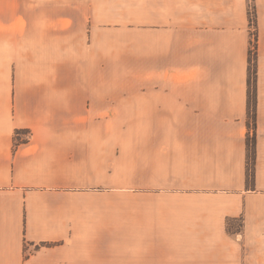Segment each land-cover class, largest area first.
<instances>
[{"label":"crops","instance_id":"0c3cea01","mask_svg":"<svg viewBox=\"0 0 264 264\" xmlns=\"http://www.w3.org/2000/svg\"><path fill=\"white\" fill-rule=\"evenodd\" d=\"M250 4L0 0V264H264Z\"/></svg>","mask_w":264,"mask_h":264},{"label":"trees","instance_id":"16d2710c","mask_svg":"<svg viewBox=\"0 0 264 264\" xmlns=\"http://www.w3.org/2000/svg\"><path fill=\"white\" fill-rule=\"evenodd\" d=\"M252 2L254 0H251ZM256 61L254 57L251 56L250 68H249V90H248V113L250 118V125H256ZM18 131L17 133H19ZM247 181L249 186H254L255 184V162H256V135L248 134L247 136Z\"/></svg>","mask_w":264,"mask_h":264},{"label":"rangeland","instance_id":"374dc122","mask_svg":"<svg viewBox=\"0 0 264 264\" xmlns=\"http://www.w3.org/2000/svg\"><path fill=\"white\" fill-rule=\"evenodd\" d=\"M252 4H250V24H251V35H252V44L251 46H253V44H255V50H252V58L254 56V52L257 49V29H256V16H255V7L253 2L251 1ZM252 26L254 27V29L252 28ZM230 231L232 232H241L242 231V222L237 221V222H230Z\"/></svg>","mask_w":264,"mask_h":264},{"label":"built area","instance_id":"2783aa9c","mask_svg":"<svg viewBox=\"0 0 264 264\" xmlns=\"http://www.w3.org/2000/svg\"><path fill=\"white\" fill-rule=\"evenodd\" d=\"M252 28L254 29L253 26H252ZM252 50H253V51L255 50V44H253V46H252Z\"/></svg>","mask_w":264,"mask_h":264}]
</instances>
